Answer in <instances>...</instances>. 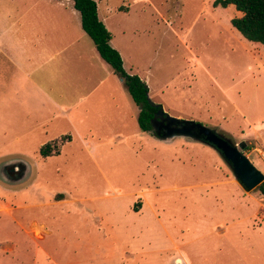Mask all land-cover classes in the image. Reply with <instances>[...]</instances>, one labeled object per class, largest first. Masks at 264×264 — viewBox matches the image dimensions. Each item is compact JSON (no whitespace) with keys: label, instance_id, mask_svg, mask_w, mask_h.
Masks as SVG:
<instances>
[{"label":"rangeland","instance_id":"374dc122","mask_svg":"<svg viewBox=\"0 0 264 264\" xmlns=\"http://www.w3.org/2000/svg\"><path fill=\"white\" fill-rule=\"evenodd\" d=\"M95 1L113 9L116 37L137 42L148 97L231 140L264 174V45L229 30L240 12L214 0ZM8 9L0 0L6 26ZM51 130L15 139L11 87L0 88V163L28 165L17 183L0 181V264H264V196L212 146L162 139L137 119L85 144ZM47 143L58 152L43 157Z\"/></svg>","mask_w":264,"mask_h":264},{"label":"crops","instance_id":"0c3cea01","mask_svg":"<svg viewBox=\"0 0 264 264\" xmlns=\"http://www.w3.org/2000/svg\"><path fill=\"white\" fill-rule=\"evenodd\" d=\"M8 2L9 26L0 18V88L11 87V135L15 139L23 133L44 135L49 126L58 135L56 130L67 127L85 144L83 135L124 127L137 119L139 107L83 30L73 0ZM229 8L233 5L225 7ZM112 11L107 7L101 11L97 4L99 19L111 32L110 45L120 53L125 71L146 82L149 95V64L140 68L134 60V39L124 37V32L113 34ZM228 28L238 31L231 23ZM104 139L90 143L95 146Z\"/></svg>","mask_w":264,"mask_h":264},{"label":"trees","instance_id":"16d2710c","mask_svg":"<svg viewBox=\"0 0 264 264\" xmlns=\"http://www.w3.org/2000/svg\"><path fill=\"white\" fill-rule=\"evenodd\" d=\"M73 5L80 13L83 30L92 39L99 55L123 79L133 101L139 107L137 117L139 127L161 138L153 129L151 119L162 109V105L148 97V86L145 81L138 75L125 71L120 53L110 45L111 32L98 17L96 1L73 0ZM213 5L224 8L233 5L240 15L230 19L231 25L248 41L264 45V0H214ZM57 152V147L50 143L42 145L39 149L43 157ZM257 188L264 196V181Z\"/></svg>","mask_w":264,"mask_h":264},{"label":"water","instance_id":"95a60500","mask_svg":"<svg viewBox=\"0 0 264 264\" xmlns=\"http://www.w3.org/2000/svg\"><path fill=\"white\" fill-rule=\"evenodd\" d=\"M164 116L166 120L162 127L164 131L161 138H171L174 136H189L212 146L223 157V159L231 167L235 177L246 190L257 187L263 180L264 174L260 172L249 160V158L237 148V146L226 137L216 133L212 129L191 120H179L171 117L163 109L154 114L151 123L154 129V120L157 115ZM175 123L174 126L171 124ZM16 159V158H12ZM15 168H12L14 170ZM27 175V172L25 173ZM22 174L17 180H22L26 175ZM0 181L12 183L9 176L3 170L0 164Z\"/></svg>","mask_w":264,"mask_h":264},{"label":"flooded vegetation","instance_id":"af4514ba","mask_svg":"<svg viewBox=\"0 0 264 264\" xmlns=\"http://www.w3.org/2000/svg\"><path fill=\"white\" fill-rule=\"evenodd\" d=\"M166 120L164 119V116H161L160 114L157 115L156 120H154V130L161 135V133L164 131V128L162 127L163 123H165ZM175 123L171 124V126H174ZM3 167V170L5 173L9 176L12 183H17V180L20 178L22 173V167L21 165L25 166V169H28L27 163L22 159H14V160H6L0 163ZM12 168H15L12 170ZM24 170V169H23Z\"/></svg>","mask_w":264,"mask_h":264},{"label":"built area","instance_id":"2783aa9c","mask_svg":"<svg viewBox=\"0 0 264 264\" xmlns=\"http://www.w3.org/2000/svg\"><path fill=\"white\" fill-rule=\"evenodd\" d=\"M259 155H260L261 159H262L263 162H264V151H263V150H260V151H259Z\"/></svg>","mask_w":264,"mask_h":264}]
</instances>
